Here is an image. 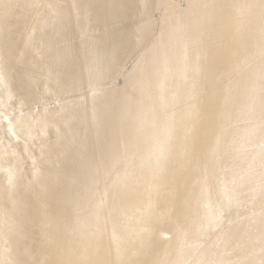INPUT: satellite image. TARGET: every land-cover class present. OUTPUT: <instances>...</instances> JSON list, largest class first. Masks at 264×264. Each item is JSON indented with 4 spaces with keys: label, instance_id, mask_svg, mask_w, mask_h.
I'll use <instances>...</instances> for the list:
<instances>
[{
    "label": "bare ground",
    "instance_id": "6f19581e",
    "mask_svg": "<svg viewBox=\"0 0 264 264\" xmlns=\"http://www.w3.org/2000/svg\"><path fill=\"white\" fill-rule=\"evenodd\" d=\"M0 264H264V0H0Z\"/></svg>",
    "mask_w": 264,
    "mask_h": 264
}]
</instances>
